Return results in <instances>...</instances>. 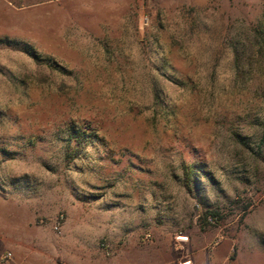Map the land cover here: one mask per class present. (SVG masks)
I'll return each instance as SVG.
<instances>
[{"label": "rangeland", "instance_id": "374dc122", "mask_svg": "<svg viewBox=\"0 0 264 264\" xmlns=\"http://www.w3.org/2000/svg\"><path fill=\"white\" fill-rule=\"evenodd\" d=\"M262 28L264 0H0V264L248 231Z\"/></svg>", "mask_w": 264, "mask_h": 264}, {"label": "crops", "instance_id": "0c3cea01", "mask_svg": "<svg viewBox=\"0 0 264 264\" xmlns=\"http://www.w3.org/2000/svg\"><path fill=\"white\" fill-rule=\"evenodd\" d=\"M186 237L184 241H173L172 246L161 250L159 255L124 252L120 258H88L74 264H264V208L248 231L238 234L234 230L230 235L223 233L212 247L210 240L213 237L208 232ZM179 250L183 253L177 256ZM242 256H246L245 261Z\"/></svg>", "mask_w": 264, "mask_h": 264}, {"label": "trees", "instance_id": "16d2710c", "mask_svg": "<svg viewBox=\"0 0 264 264\" xmlns=\"http://www.w3.org/2000/svg\"><path fill=\"white\" fill-rule=\"evenodd\" d=\"M259 36L257 37L258 42H256L257 44H259V46L262 47V49H264V28H262L260 34H258ZM30 55L36 59L37 55L34 52H30ZM155 104L159 107L162 106V102L160 101L159 97L156 96L155 94ZM264 126V124H263ZM73 134L72 130H71V135ZM77 138V137H76ZM216 212H205L202 214V218L201 220L205 222V220L210 217V218H214L216 216Z\"/></svg>", "mask_w": 264, "mask_h": 264}, {"label": "built area", "instance_id": "2783aa9c", "mask_svg": "<svg viewBox=\"0 0 264 264\" xmlns=\"http://www.w3.org/2000/svg\"><path fill=\"white\" fill-rule=\"evenodd\" d=\"M207 219H208L209 221H213V219L210 218V217H208ZM8 258H10V254H7V255L5 256V259H8Z\"/></svg>", "mask_w": 264, "mask_h": 264}]
</instances>
